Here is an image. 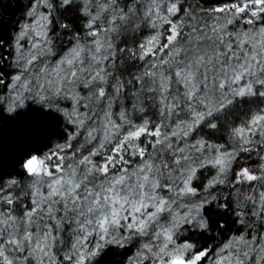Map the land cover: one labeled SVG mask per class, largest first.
I'll list each match as a JSON object with an SVG mask.
<instances>
[{"label":"snow or ice","instance_id":"snow-or-ice-1","mask_svg":"<svg viewBox=\"0 0 264 264\" xmlns=\"http://www.w3.org/2000/svg\"><path fill=\"white\" fill-rule=\"evenodd\" d=\"M4 124L0 264H264V0H28Z\"/></svg>","mask_w":264,"mask_h":264},{"label":"trees","instance_id":"trees-1","mask_svg":"<svg viewBox=\"0 0 264 264\" xmlns=\"http://www.w3.org/2000/svg\"><path fill=\"white\" fill-rule=\"evenodd\" d=\"M28 0H0V35H11L16 22L24 15L25 7ZM5 131L3 135H0V155L3 157V161L8 166L15 162L14 153H18L25 141L21 140L13 145L12 141L15 136L14 125L4 124ZM220 239L219 237L217 238ZM121 250H115L104 255L100 264H124L126 256L130 253L125 252L124 255L120 254Z\"/></svg>","mask_w":264,"mask_h":264}]
</instances>
